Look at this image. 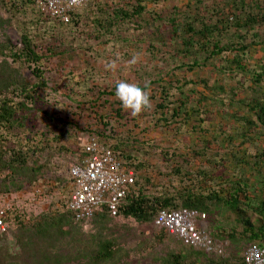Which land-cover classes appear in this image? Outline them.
<instances>
[{
  "label": "trees",
  "instance_id": "1",
  "mask_svg": "<svg viewBox=\"0 0 264 264\" xmlns=\"http://www.w3.org/2000/svg\"><path fill=\"white\" fill-rule=\"evenodd\" d=\"M38 1L0 0V34L12 28L20 38L15 45L5 34V41L0 42V56L12 60L0 65V175L4 176L0 196L21 193L47 175L54 176L59 187L51 190V208L38 217L24 220L10 210L9 231L14 225L18 229L11 247L16 246L21 253L15 255L11 247H0V264H120L124 249L117 239L106 235L114 220L155 225L162 212L186 210L211 218L223 213L234 216L236 228L226 231L213 226L209 233L216 241L231 240L240 251L229 257H214L160 230L154 237L156 243L177 241L182 247L157 263L246 264L245 254L251 246L264 249V181L258 187L245 175L249 169L259 178L263 176L264 151L258 149L251 156L253 164L246 162V156L252 145L264 143V57L255 68L248 64L250 57L257 59L260 50L264 52V0H188L162 13L157 5L172 0H92L72 12L69 22L49 15L37 6ZM48 39L88 57L91 65L85 80H75L71 90L85 105H96L94 89L102 91L100 102L115 98L116 83L112 80L118 63L120 73L133 71L140 80L136 84L145 91L158 86L149 97L151 108H157L154 114H162L161 122L173 123L180 132L191 126L192 139L197 136L192 146L185 153H167L154 166L158 177L171 180L166 190L159 192L158 184L146 173L150 171L148 162L136 166L133 152L124 150L131 143L129 136L118 134L117 128L115 137L96 134L93 137L136 171L137 181L118 215L102 206L90 221L78 220L69 208L75 189L72 169L84 160L86 150L79 158L61 139L52 147L46 142L31 146L20 135L13 136L14 143L10 144L6 133L26 130L29 121L39 119L37 104L49 86L42 71L45 58L41 44ZM133 57L137 58L135 64L130 63ZM216 62H220L218 67ZM211 66L215 73L207 72ZM21 67L33 72L36 81H29ZM211 78L217 81L213 83ZM222 78L236 84L224 85ZM143 82L149 84L143 87ZM117 114L126 120L123 109ZM210 116L217 119V129L203 127ZM232 128L237 132L228 142L239 144L238 153L228 165L210 159L209 150L215 145L222 148L224 136ZM233 164L243 165L242 176L235 174ZM216 168H220L219 174ZM65 170L70 174L66 179ZM215 181L217 186L212 187ZM89 225L98 230L95 235H87ZM67 248L69 255L65 254ZM139 254L131 246L124 256L139 259Z\"/></svg>",
  "mask_w": 264,
  "mask_h": 264
},
{
  "label": "rangeland",
  "instance_id": "2",
  "mask_svg": "<svg viewBox=\"0 0 264 264\" xmlns=\"http://www.w3.org/2000/svg\"><path fill=\"white\" fill-rule=\"evenodd\" d=\"M182 1L183 2L172 0L171 2H162L159 6L157 5V9L162 13L166 9L173 7V5H185L188 0ZM1 12L2 10L0 8V14ZM2 15L5 16L4 14ZM5 34L10 36L15 45H19L20 38L14 29L9 28L6 33L0 34V42L2 43L5 41ZM41 46V51L45 58L42 71L45 73V79L49 83V86L47 90L42 92V101H39L37 104V109L40 111L39 119L37 121H29V128L26 130L17 129L11 131L10 134L6 133L10 144L12 145L14 143L13 136L15 135L22 136L25 139L26 144L31 146L36 145V143L46 142L49 147H52V143L57 139H61L60 142L68 146L70 149H73L80 158L86 145L90 142L93 136L96 134H103L108 137H115L113 131L115 130L114 128H117L118 134L121 132L125 133L131 139V143L127 144L124 147V150L130 154L133 152L135 160L133 161L134 164L139 166L142 163L148 162L150 164V171L148 170L146 173L155 184H158L160 187L159 192L166 190V187L170 186L171 180L158 177V175L153 172L155 169L154 166L160 159L165 158L167 153L172 155L178 150L185 153L188 146H192L197 136L192 139L193 130H191V126H189V129L186 128V130L180 132L177 130V126L173 123L166 124L165 122H161L163 119L162 114H154L157 109L155 106H152L150 110H146L137 117H132L128 111L123 109V115L126 118V120L123 121L117 116V113L122 110L120 102L113 97H107V103L98 101L99 97H102L100 96V92L102 91L99 89H94V93L92 94V97L97 102L96 105H85L81 98L72 94L71 90L75 87V80L79 82L85 80L84 74L91 65L88 57L62 48L56 40L48 39L43 42ZM259 54L260 55L257 54V59H252V57L248 59V64L253 68L257 66L256 63L258 60L261 57H264L263 50L262 52L260 50ZM142 59L143 58H141V60ZM119 60H121L120 57L117 61ZM4 61L12 63V60H7L0 56V65L4 64ZM218 65H220V62H216L217 67ZM120 67V64L116 63V72L113 75L114 78L112 82L117 83L118 81L126 80L130 83H138L137 80L139 79L133 71H131V73H120ZM207 72L211 74L214 72V68L211 66ZM22 73L29 81H36L33 72L27 68H22ZM214 75L216 76V74ZM212 80L213 83L217 81L216 78H211V81ZM222 80L224 79L222 78ZM220 83H223L224 85L236 84V82L230 78H226ZM148 84L149 83L143 82V87H146ZM194 88L195 87L191 89ZM157 89L158 86L154 85L151 90H147L146 92L153 97L155 94L154 91ZM146 113L149 115H146ZM215 121H217V119L210 116L207 118L203 127L205 129H217L218 125ZM227 123V118H225L224 124ZM236 132L237 130L235 128L229 129L228 133L224 136L225 139H223L222 148H220L219 145H215L213 150H209L210 159L226 162H223V164L230 162L231 157L238 153L236 148L239 144L237 143L234 145L230 140L228 142V138ZM258 149L264 151V143L259 142L249 148L246 162L249 164L255 162L251 156L256 155ZM244 151L245 149L243 152ZM241 155L243 156L244 154L242 153ZM45 157H49V153H46ZM64 162L68 163L67 160L62 161V163ZM231 163H233V161ZM234 165L235 164H233V166ZM242 166L243 165L241 164L234 166L237 167L234 168L236 175L242 176ZM220 168V171H222L223 167ZM261 168L263 172L261 178H259V174L256 171L251 172L249 169L247 174H245L246 177L252 181V185L260 187V181H264V164ZM216 169L219 174V169ZM63 173L66 175H61L63 178H69L70 174L67 170ZM258 178L260 179L259 181H257ZM3 180L4 176L2 177L0 175V182ZM213 186H217L216 181L212 183V187ZM55 187H59V183L56 182L54 176L47 175L37 185L34 187L28 186L21 193L1 195L0 201H2V203H8L13 212L22 216V219L29 220L42 215L51 208L54 199L51 190ZM57 190L58 189H56L55 192H57ZM262 193L264 194V192ZM213 226H218L226 231H230L237 227V223L235 217L230 215V213H223L214 218L208 216L206 227L211 232ZM108 228L109 231H106V235L111 239H117L124 249V252L121 254L122 261L120 264H159L157 263V260H161L171 251L182 247L177 241H169L165 244L156 243L154 237L155 235H158L157 231L160 230L155 225H142L133 219L126 220L124 218H118L114 220ZM17 230L18 229L14 225L11 232L6 237L2 238V242L0 241V247L10 248L12 244H15V234L17 233ZM85 231L89 236L95 235L98 230L93 228L92 225H89ZM224 243L226 245L225 256L229 257L233 254L236 255L240 251H238V246L233 244L231 240L227 239ZM131 246L138 249L140 253L139 259H135L136 257L126 258L124 256ZM15 247L16 246L13 248L11 247L14 254H20L21 249L17 252ZM65 254L69 255L71 254V251L67 248L65 249Z\"/></svg>",
  "mask_w": 264,
  "mask_h": 264
},
{
  "label": "built area",
  "instance_id": "3",
  "mask_svg": "<svg viewBox=\"0 0 264 264\" xmlns=\"http://www.w3.org/2000/svg\"><path fill=\"white\" fill-rule=\"evenodd\" d=\"M92 0H39L37 6L54 18L70 21V14ZM86 157L72 169L75 189L71 194L70 210L78 220L90 221L97 210L107 206L118 215L131 187L136 184L134 169L127 168L119 155L97 138H91L85 147ZM12 208L0 201V238L10 233L7 219ZM208 215L199 211L162 212L155 226L166 230L187 245L211 256H225L226 245L216 241L206 227ZM246 264H264V249L254 245L245 254Z\"/></svg>",
  "mask_w": 264,
  "mask_h": 264
},
{
  "label": "clouds",
  "instance_id": "4",
  "mask_svg": "<svg viewBox=\"0 0 264 264\" xmlns=\"http://www.w3.org/2000/svg\"><path fill=\"white\" fill-rule=\"evenodd\" d=\"M79 0H72L78 4ZM137 58L133 57L130 63L135 64ZM115 98L120 102L122 109L129 112L132 117L141 115L151 108V100L148 93L140 85L126 80L118 81L115 85Z\"/></svg>",
  "mask_w": 264,
  "mask_h": 264
}]
</instances>
